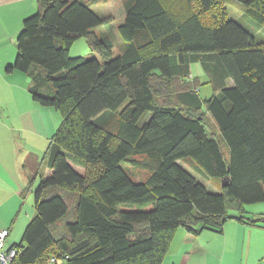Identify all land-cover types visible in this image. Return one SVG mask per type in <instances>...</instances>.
Returning a JSON list of instances; mask_svg holds the SVG:
<instances>
[{
  "label": "trees",
  "instance_id": "16d2710c",
  "mask_svg": "<svg viewBox=\"0 0 264 264\" xmlns=\"http://www.w3.org/2000/svg\"><path fill=\"white\" fill-rule=\"evenodd\" d=\"M239 1L264 23V0ZM197 2L182 18L163 0H125L118 55L88 0H38L25 18L7 70L32 71L33 98L62 122L15 264H162L177 227L220 230L264 202V42L223 14L205 22L219 0ZM81 37L99 58L70 55ZM197 63L210 97L189 81ZM184 159L220 178L221 192ZM123 162L148 177L136 181Z\"/></svg>",
  "mask_w": 264,
  "mask_h": 264
},
{
  "label": "crops",
  "instance_id": "0c3cea01",
  "mask_svg": "<svg viewBox=\"0 0 264 264\" xmlns=\"http://www.w3.org/2000/svg\"><path fill=\"white\" fill-rule=\"evenodd\" d=\"M38 8V0H0V230H10L7 248L22 242L35 215L25 216V198L33 192L35 206L40 180L52 172L48 159L62 121L49 110L55 108L33 98L32 71L7 70L15 63L23 22ZM247 206L246 218H230L220 230L177 227L162 264H264V218L249 219L264 217V206Z\"/></svg>",
  "mask_w": 264,
  "mask_h": 264
},
{
  "label": "rangeland",
  "instance_id": "374dc122",
  "mask_svg": "<svg viewBox=\"0 0 264 264\" xmlns=\"http://www.w3.org/2000/svg\"><path fill=\"white\" fill-rule=\"evenodd\" d=\"M167 6L173 8L180 17H185L188 13L193 11H198V2L197 0H192L191 2L185 0H163ZM88 5L96 13L101 16H105L108 19L104 24L95 28L96 32L99 35H107L115 43L114 55H118L122 48H124L125 41L121 37L118 31V25L125 18V0H88ZM247 6L240 2L239 0H219L215 5L212 11L206 13L203 12L202 18L205 22L211 23L217 18H220L222 14L228 19L235 20L240 23L244 28H246L257 40V42H264V23H259L255 18L248 14ZM70 55L73 57L81 56L89 58L91 56L98 57V53L92 51L89 47L88 41L85 37H81L75 41V43L70 48ZM208 76V75H207ZM205 75L201 65L199 63L192 65V75L189 77V81L193 83L195 88H200V95L203 98L210 97L213 93V88L211 83L208 81V78ZM200 85V86H199ZM163 98V97H162ZM50 112L58 113V116L61 114L60 111L55 109H49ZM120 110L117 111H108L104 115L103 120L111 122L114 120V117L119 114ZM205 118L208 124V127L211 131L218 132V126L215 123L214 119L208 112H205ZM62 120V119H61ZM62 122V121H61ZM60 122V123H61ZM141 157H138L140 159ZM182 165L187 168L196 179L204 184L206 188L212 192H221L222 190V180L218 177L211 176L207 173H203L195 169L191 162L184 159L181 160ZM123 166L129 171L133 179L140 181L146 179L149 173L145 169L132 167L129 162H123ZM264 206V202H258L254 204H248L247 208L249 209L252 206ZM25 216L29 214L34 215L35 206H34V193L29 192L25 198ZM28 213V214H26ZM72 212L68 213V217ZM28 217V216H26ZM28 223V222H27ZM17 231V230H16ZM15 231V232H16ZM19 231V230H18ZM22 231V230H21ZM14 232V233H15ZM24 230L20 234L19 240L22 238Z\"/></svg>",
  "mask_w": 264,
  "mask_h": 264
},
{
  "label": "built area",
  "instance_id": "2783aa9c",
  "mask_svg": "<svg viewBox=\"0 0 264 264\" xmlns=\"http://www.w3.org/2000/svg\"><path fill=\"white\" fill-rule=\"evenodd\" d=\"M9 233V229L0 230V264H15V259L18 255L16 246L5 247Z\"/></svg>",
  "mask_w": 264,
  "mask_h": 264
},
{
  "label": "water",
  "instance_id": "95a60500",
  "mask_svg": "<svg viewBox=\"0 0 264 264\" xmlns=\"http://www.w3.org/2000/svg\"><path fill=\"white\" fill-rule=\"evenodd\" d=\"M227 184H226V182H223V186H226Z\"/></svg>",
  "mask_w": 264,
  "mask_h": 264
}]
</instances>
